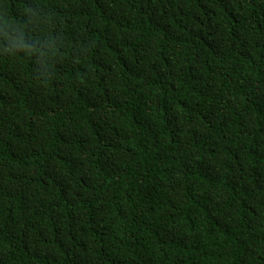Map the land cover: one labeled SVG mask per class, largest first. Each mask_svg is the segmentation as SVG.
Wrapping results in <instances>:
<instances>
[{"label": "trees", "instance_id": "1", "mask_svg": "<svg viewBox=\"0 0 264 264\" xmlns=\"http://www.w3.org/2000/svg\"><path fill=\"white\" fill-rule=\"evenodd\" d=\"M0 264H264V0H0Z\"/></svg>", "mask_w": 264, "mask_h": 264}]
</instances>
